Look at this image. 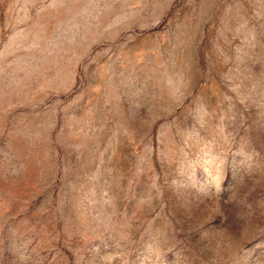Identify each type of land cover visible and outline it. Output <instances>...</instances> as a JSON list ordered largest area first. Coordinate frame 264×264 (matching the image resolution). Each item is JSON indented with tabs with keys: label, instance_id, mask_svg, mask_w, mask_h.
I'll list each match as a JSON object with an SVG mask.
<instances>
[{
	"label": "rangeland",
	"instance_id": "374dc122",
	"mask_svg": "<svg viewBox=\"0 0 264 264\" xmlns=\"http://www.w3.org/2000/svg\"><path fill=\"white\" fill-rule=\"evenodd\" d=\"M0 264H264V0H0Z\"/></svg>",
	"mask_w": 264,
	"mask_h": 264
}]
</instances>
